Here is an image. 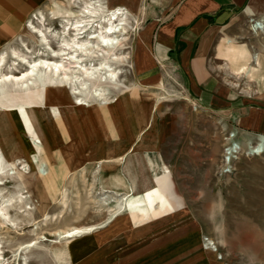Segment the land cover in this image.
I'll list each match as a JSON object with an SVG mask.
<instances>
[{"label":"rangeland","instance_id":"1","mask_svg":"<svg viewBox=\"0 0 264 264\" xmlns=\"http://www.w3.org/2000/svg\"><path fill=\"white\" fill-rule=\"evenodd\" d=\"M84 1L56 0L39 11L31 22L38 29L59 33L62 17L66 15L71 21L80 18L76 7L83 6ZM101 3L106 8L104 0ZM242 10L236 11L218 33L212 64L222 83L236 85L230 88L234 96L264 103V40L262 35L249 28V21L254 17L247 9ZM37 16L44 20L38 23ZM142 24V20L129 16L123 48L119 51L126 56L119 76V82L123 84L119 83V90L112 91V96L114 98L132 83L137 87V98L150 107L153 105L151 113L146 111L147 127L141 136H151V132L157 130L162 133L157 149L168 172L161 174L164 180L159 185V200L163 197L165 203H160L157 211L172 210V221L174 217L188 218L187 228L193 234V245H198L200 252H210L216 263L264 264V151L257 156L248 154L247 148L261 138L255 143H242L236 139L231 117L203 108L188 96L176 71L161 84L157 82L154 86L144 87L131 69L134 36L142 29ZM47 39L50 47L57 50V40L48 32ZM29 45L35 56L43 57L37 41L29 42ZM228 49L235 50L233 56ZM252 54L259 56L262 74L252 71L255 68ZM9 63L8 59L6 67ZM224 64L234 75L227 74ZM23 69L19 67L18 71ZM158 84L160 88L156 87ZM47 92L49 100L54 102V106H48L50 111L58 109L65 117L73 115L65 101V92L58 94L50 88ZM150 107L148 105L147 110ZM95 108L83 107L77 110L84 111L83 114L77 116L85 120L87 115L98 112ZM50 120V117L46 119ZM132 120L130 113L129 121ZM38 123L36 132L40 134L41 145L32 146L29 151L24 147L23 133L16 129L14 119L11 116L6 119L0 112V207L6 218L5 224L0 225V264H89L88 256L81 258L76 252L69 261V244L76 247L79 239L60 240L55 234L72 228H103L115 215V204L94 205L89 189L92 173L99 162L78 161L75 146L67 145L69 142L60 146L68 150L66 157L63 155L65 165L56 168V165L46 163L43 142L45 139L46 144L48 140L42 135L45 125L39 128ZM27 132L31 134V129L27 128ZM75 139L78 142L77 136ZM100 139L101 136L95 140L102 142ZM233 144L237 150L234 159L227 164L224 162L225 151ZM14 161H23V164L10 165ZM23 165L27 166L25 172L21 171ZM96 178L98 180V176ZM151 185L155 186L152 180ZM98 190L99 181H96L93 194L101 193ZM28 195L29 199H25ZM135 197L126 200L129 216L144 219L146 215L140 211L147 209L145 204L149 207L148 197ZM142 200L147 201L142 203ZM32 243L34 246L27 248ZM193 250L192 254H198L195 247ZM219 256L221 261H218Z\"/></svg>","mask_w":264,"mask_h":264},{"label":"crops","instance_id":"2","mask_svg":"<svg viewBox=\"0 0 264 264\" xmlns=\"http://www.w3.org/2000/svg\"><path fill=\"white\" fill-rule=\"evenodd\" d=\"M54 1L0 0V53H7L9 48H19L20 41L28 47L29 42L36 43L27 25L39 11ZM104 2L110 10L121 8L128 17L143 21L142 29L134 36L131 69L144 87L154 86L157 82L161 84L171 72L176 71L177 79L182 81V89L188 96L203 108L231 117L236 139L242 143L264 139V103L234 96L230 88L236 85L222 83L212 64L213 45L224 24L241 9L251 10L254 14L251 13L252 17L263 14L264 0ZM143 32L145 37L141 40L140 34ZM55 49H58V44ZM228 53L233 56L235 50L228 49ZM254 65L252 71L262 74L259 56ZM227 74L232 76L234 72L227 68ZM159 84L157 88L161 87ZM135 89L137 87L132 84L108 104L81 106L70 103L68 105L74 113L67 117L62 115L61 110L50 111L49 107L54 106V102L49 100V92H46L44 106H32L30 110L0 106V112L6 119L10 116L14 119L16 129L23 133L24 147L29 151L36 143L41 145L40 134L36 132L37 123L39 128L45 125V131L41 134L48 140L46 144L45 139L43 142L47 164L56 165V168L65 165L64 156L68 150L60 146L69 142L67 145L75 146L78 161L99 162V167L94 170L97 171L99 192L111 190L117 197L124 196L121 209L117 210L121 213L117 217L116 211L103 228L73 238V241L79 239V244L76 247L69 244V261L76 252L81 258L88 256L89 264H219L210 252H200L199 246H194L193 234L187 228L188 218L174 217L172 221V210L157 211L159 204L165 203L163 197L159 200V185L164 180L161 174L168 172L157 149L162 133L157 130L151 132V136H141L147 127L146 111L151 113L153 105L150 107L148 104L150 108L147 110L148 105L137 98ZM83 107H96L98 112L87 115L84 120L77 116L83 114L84 111H77ZM130 113L134 119L132 121H129ZM49 117L50 122L46 121ZM27 128L31 129V134ZM100 136L102 142L95 140ZM82 138L83 141H80ZM101 170L102 175L99 174ZM151 180L155 186L151 185ZM133 194L136 199L148 197L149 207L145 204L147 209L140 211V214L145 213L144 219L129 216L126 200L134 197ZM175 232L178 233L173 234ZM194 247L198 254H192Z\"/></svg>","mask_w":264,"mask_h":264},{"label":"bare ground","instance_id":"3","mask_svg":"<svg viewBox=\"0 0 264 264\" xmlns=\"http://www.w3.org/2000/svg\"><path fill=\"white\" fill-rule=\"evenodd\" d=\"M76 8L79 10L77 14L80 18L71 21L68 17H62L59 33L38 29L32 22L28 23L27 28L35 37L38 46L44 50L42 53L45 54V58L35 56L22 41L19 43L20 49L11 48L7 53H0L1 107L30 110L32 106H44L45 95L49 88L65 92L67 95L65 101L69 105L70 103L81 106L90 103H110L113 99L112 91L119 90V83H122L119 82L120 67L126 62V56L119 51L123 48L122 42L127 33L129 17L121 8L115 10L104 8L101 0H85L83 6ZM247 10L252 13L251 10ZM36 20L40 23L44 18L38 17ZM249 24L250 30L262 35L264 40V13L254 17ZM47 32L51 38L57 40V50L50 47ZM144 37L143 32L140 34V39L143 40ZM8 59L10 63L6 67ZM257 61L258 55L253 54L252 62ZM19 67L24 68L23 71L19 72ZM223 69L227 71L226 65ZM247 148L248 154L258 156L264 151V139ZM233 151L235 154L236 151ZM21 164L23 161L10 163L13 166ZM26 168L27 166L23 165L21 171L25 172ZM96 175L97 171L92 173V184L89 189L94 205L106 207L109 203H114V211L120 210L124 196L117 197V194L111 190L102 191L98 195L93 194ZM29 196L25 199H29ZM4 219L6 220L0 207V225L5 224ZM92 230L72 228L57 232L55 235L58 239L65 240L80 237ZM32 245L34 246L33 243L29 244L27 248H32Z\"/></svg>","mask_w":264,"mask_h":264},{"label":"built area","instance_id":"4","mask_svg":"<svg viewBox=\"0 0 264 264\" xmlns=\"http://www.w3.org/2000/svg\"><path fill=\"white\" fill-rule=\"evenodd\" d=\"M253 18V17H252ZM233 150H237V147H235L234 146V144L232 145V148H231V150L230 149H227L226 151H225V153H226V157H224V160H228L226 163L228 164L232 159H234V151ZM229 153H231L230 155H229ZM253 155H255V154H253ZM204 242H206V240H204ZM210 246H212V244L210 245ZM218 261H221V257L219 256V258H218Z\"/></svg>","mask_w":264,"mask_h":264}]
</instances>
